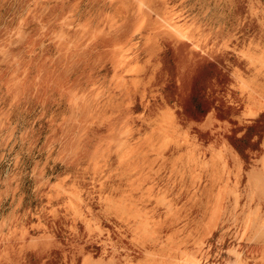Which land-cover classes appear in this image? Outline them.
I'll list each match as a JSON object with an SVG mask.
<instances>
[{
  "label": "rangeland",
  "instance_id": "rangeland-1",
  "mask_svg": "<svg viewBox=\"0 0 264 264\" xmlns=\"http://www.w3.org/2000/svg\"><path fill=\"white\" fill-rule=\"evenodd\" d=\"M0 264H264V0H0Z\"/></svg>",
  "mask_w": 264,
  "mask_h": 264
}]
</instances>
